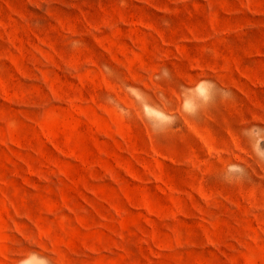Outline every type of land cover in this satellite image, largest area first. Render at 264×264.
<instances>
[{"label":"rangeland","instance_id":"rangeland-1","mask_svg":"<svg viewBox=\"0 0 264 264\" xmlns=\"http://www.w3.org/2000/svg\"><path fill=\"white\" fill-rule=\"evenodd\" d=\"M0 264H264V0H0Z\"/></svg>","mask_w":264,"mask_h":264}]
</instances>
